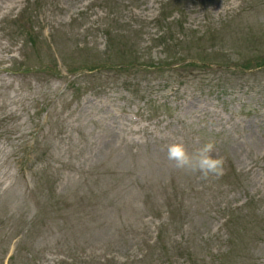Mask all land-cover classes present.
Instances as JSON below:
<instances>
[{"label":"rangeland","instance_id":"rangeland-1","mask_svg":"<svg viewBox=\"0 0 264 264\" xmlns=\"http://www.w3.org/2000/svg\"><path fill=\"white\" fill-rule=\"evenodd\" d=\"M0 264H264V0H7Z\"/></svg>","mask_w":264,"mask_h":264},{"label":"clouds","instance_id":"clouds-1","mask_svg":"<svg viewBox=\"0 0 264 264\" xmlns=\"http://www.w3.org/2000/svg\"><path fill=\"white\" fill-rule=\"evenodd\" d=\"M214 145L208 142L194 152H190L184 143L177 142L167 146V159L173 166L188 175L197 176L201 181L219 179L225 173V161L214 156Z\"/></svg>","mask_w":264,"mask_h":264},{"label":"bare ground","instance_id":"bare-ground-1","mask_svg":"<svg viewBox=\"0 0 264 264\" xmlns=\"http://www.w3.org/2000/svg\"><path fill=\"white\" fill-rule=\"evenodd\" d=\"M7 0H0V8L4 7Z\"/></svg>","mask_w":264,"mask_h":264}]
</instances>
